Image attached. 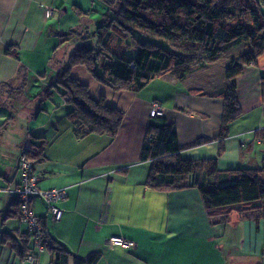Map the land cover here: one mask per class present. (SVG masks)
<instances>
[{
	"label": "crops",
	"instance_id": "0c3cea01",
	"mask_svg": "<svg viewBox=\"0 0 264 264\" xmlns=\"http://www.w3.org/2000/svg\"><path fill=\"white\" fill-rule=\"evenodd\" d=\"M46 9L52 12L50 18ZM105 10L100 0H0V117H12L0 136V264H32L1 239L3 233L27 231L18 218L5 216L19 187V153L28 146L40 147L41 141V159L34 165L38 187L65 189L67 200L60 205L63 215L58 222L51 220L41 199H34L32 208L46 219L51 237L75 257L100 253L98 264H264V221H255L259 213H232L213 224L196 189L152 190L146 186L151 162L140 161L149 111L157 104L165 110L164 120L176 127L183 159L216 160L218 175L206 182L225 180L230 170L260 166L264 52L257 65L245 66L234 80L241 117L229 125L222 141L216 136L227 66L216 74L218 62L199 64L182 79L167 74L162 77L166 81L155 79L137 93L115 92L83 67H74L72 78L87 85L93 97H104L109 107L123 112L116 137L77 139L66 118L72 107L56 81L79 47L80 35L99 24ZM156 83L162 91H156ZM51 85L56 87L44 99ZM25 101L32 109L21 115L18 109ZM112 236L134 241L135 249L107 245ZM36 264H51L50 255L41 253Z\"/></svg>",
	"mask_w": 264,
	"mask_h": 264
},
{
	"label": "trees",
	"instance_id": "16d2710c",
	"mask_svg": "<svg viewBox=\"0 0 264 264\" xmlns=\"http://www.w3.org/2000/svg\"><path fill=\"white\" fill-rule=\"evenodd\" d=\"M106 7L102 21L81 34L80 44L57 78L62 97L72 111L66 116L77 139L89 135L114 138L119 133L123 112L107 105L104 97L95 98L89 87L72 78L74 67H83L99 84L115 92L137 93L151 81L170 75L182 79L193 66L215 64L234 47L248 42L251 51L231 60L225 69V85L220 132L228 136L229 125L241 117L234 80L245 66L257 65L264 52V0H100ZM78 17L80 10L75 9ZM264 91V78L261 81ZM49 86L44 99H49ZM151 118V117H150ZM12 122L0 125V136ZM263 142H264V131ZM34 143V141H33ZM26 152L40 161L42 146ZM175 125L162 117L150 119L140 153V161L151 162L146 186L157 192L196 189L206 215L214 224L232 213L257 214L264 221V159L260 166L227 172V178L206 184L207 177L218 175L216 160L183 159ZM16 196L5 219H19ZM42 245L51 264H98L101 254L77 258L48 232L46 219L39 218ZM1 243L20 259L32 253L28 232L3 233Z\"/></svg>",
	"mask_w": 264,
	"mask_h": 264
},
{
	"label": "built area",
	"instance_id": "2783aa9c",
	"mask_svg": "<svg viewBox=\"0 0 264 264\" xmlns=\"http://www.w3.org/2000/svg\"><path fill=\"white\" fill-rule=\"evenodd\" d=\"M46 17L50 18L52 12L50 9H46ZM165 114V110L154 104L151 106L149 111V116L162 117ZM31 147L28 146L24 148L18 158V170H19V187L16 191V196L19 199V223L26 226V232L31 235L32 240V253L27 256L25 261L32 264H36V258L45 249L42 245V227L39 217H37L32 208V202L34 199H41L46 206L47 214L53 222H58L61 220L63 215V210L60 207L62 203L67 200V192L65 189H51L46 191H41L38 187L39 179L34 173L35 161L27 156L26 152L31 151ZM106 244L109 246H117L123 250L135 249L136 243L131 240H127L120 236H112L107 241Z\"/></svg>",
	"mask_w": 264,
	"mask_h": 264
},
{
	"label": "rangeland",
	"instance_id": "374dc122",
	"mask_svg": "<svg viewBox=\"0 0 264 264\" xmlns=\"http://www.w3.org/2000/svg\"><path fill=\"white\" fill-rule=\"evenodd\" d=\"M251 46H250V44L248 43V42H244V43H242V44H240V45H238V46H236V47H234L233 49H231L228 53H227V55L223 58V59H221L217 64H215V70H214V72L216 73V74H219L221 71H222V69L224 68V67H226L227 65V63L229 62V60H233V59H236V58H238V57H240V56H242V55H244V54H246V53H248V52H250L251 51ZM59 57H61V55H59ZM195 66H199V64L198 65H195ZM194 66V67H195ZM208 66V65H207ZM222 73V72H221ZM192 76V75H191ZM156 79H158L157 81L158 82H160V80H164V81H166V79H164V78H156ZM155 89H156V91H162V88H161V85H160V83H156V85H155V87H154ZM31 91V90H30ZM30 91L29 92H27V94H29L30 93ZM32 92H34V90H32ZM17 94H22V95H24L25 93H24V91H20V92H16ZM16 109V108H15ZM32 108L30 107V104L29 103H26V101L25 102H23L22 103V106L18 109V111L21 113V115H23V114H28L29 112H30V110H31ZM6 119L5 118H1L0 117V125L5 121ZM9 127V126H8ZM10 131H11V129H10ZM21 152H22V150L20 151V153H19V156H20V154H21ZM213 182V179L212 180H210V181H207L206 182V184L208 185L209 183H212Z\"/></svg>",
	"mask_w": 264,
	"mask_h": 264
}]
</instances>
